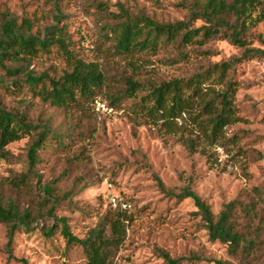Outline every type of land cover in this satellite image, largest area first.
I'll return each mask as SVG.
<instances>
[{"label":"rangeland","instance_id":"1","mask_svg":"<svg viewBox=\"0 0 264 264\" xmlns=\"http://www.w3.org/2000/svg\"><path fill=\"white\" fill-rule=\"evenodd\" d=\"M196 1L61 0L57 4L54 0H0V23L5 17L19 23L27 17L33 21L31 33L41 36L54 24L65 25L71 42V57L52 46L51 52L39 50L23 61H5L9 67L61 75L78 58L98 64L108 78L107 87L97 95L98 100L107 98V110L97 109L95 101L64 108L26 91L0 90L2 105L36 126L31 134L6 147V158L0 157L3 203L30 213L31 229L21 226L15 234L16 258L27 264H87L83 246L67 243L59 218L65 217L72 233L84 238L101 219L123 212L126 236L109 264H171L162 251L177 264H215L216 260L264 264V57L238 64L235 104L241 119L226 127L220 144L201 142L210 153L208 158L199 150L190 151L180 139L184 131L188 134L189 124L169 133L153 123L140 110L146 86L132 97L125 93V81L128 77L151 85L187 77L210 64L241 56L243 48L217 39L196 52L188 46L187 50L194 51L190 57L173 62V46L155 53L120 54L102 42V27L107 21L120 20L112 14L121 15V5L132 15L176 21L187 19ZM98 2H105L106 10ZM202 23L195 21L196 26ZM260 37L264 39V21L250 29L251 46L264 48ZM23 78L22 72L10 74L0 67V83L11 85ZM111 95L120 97L113 107ZM45 128L52 134L32 164L29 149ZM24 174L28 180L16 186L13 181ZM158 177L168 190L190 187L216 214L236 200L239 223L247 235H257L256 244L245 255H231L227 244L210 238L195 214L194 201L167 195ZM241 202L254 210L246 213ZM259 224L260 232L255 234ZM9 230V224L0 223V264H23L9 258ZM107 232L111 233L110 224Z\"/></svg>","mask_w":264,"mask_h":264},{"label":"trees","instance_id":"2","mask_svg":"<svg viewBox=\"0 0 264 264\" xmlns=\"http://www.w3.org/2000/svg\"><path fill=\"white\" fill-rule=\"evenodd\" d=\"M54 1L59 4L61 0ZM102 5L106 10L107 4L98 2V6ZM119 14L121 15L112 14L119 17V21L105 22L102 27V42L109 43V46L120 54L155 53L162 47L173 46L176 55L172 59L173 62H178L188 59L190 52L198 51L212 40H229L243 48L241 56L210 64L187 77L171 78L151 85L128 77L125 81V93L132 97L136 96L139 90H145L146 86L148 91L141 99L140 110L145 111L153 123H159V126L165 127L169 133L178 132L182 126L189 124L191 129L188 134H184V131L180 139L190 151L199 150L209 158L210 153L206 146L200 145L201 142L220 144L225 138L226 127L241 119L235 104L238 64L264 57V48L251 46L252 42L248 38L250 29L264 21V0H198L187 19L176 21H161L142 14L132 15L123 5ZM60 17L56 16L58 21L61 20ZM199 19L203 23L196 26L195 21ZM32 27L33 21L27 17L20 23L13 17H5L1 21L0 67L10 74L22 72L24 78L15 79L11 85L0 83V90L16 89L19 93L26 91L54 106L64 108L77 106L85 101L96 102L97 95L108 85V78L96 63H86L75 58L71 70L64 71L61 75L53 74L50 70L34 73L24 70L23 67L13 69L5 63L32 58L39 50L51 52L52 46H57L64 56L71 57V42L67 39L65 25L54 24L48 27L44 36L31 33ZM260 38L264 44V39ZM188 46L194 47V51L187 50ZM207 52L206 55L210 54ZM112 95L110 107L120 98L118 95ZM35 128L31 122L4 107L0 98V157L6 158V147L11 142L31 134ZM50 134L52 132L47 128L37 134L29 149L28 156L32 164L37 162L38 152L46 146ZM27 180V175L24 174L13 182L20 186ZM158 184L169 196L179 199L191 198L196 206L195 214L208 230L210 238L227 244L231 255L237 256L239 252L245 255L256 244L257 235L255 238L250 237L239 223L236 200L226 203L216 214L190 187H185L180 192L168 190L159 177ZM239 205L243 206L248 214L254 210V206L249 204L244 205L241 202ZM59 219L63 223L61 231L67 243L83 246L87 264H109L113 251L126 236L127 218L123 212L113 219H101L84 238L72 233L65 217ZM29 220L28 211H21L11 203L4 204L0 193V223L10 225L7 243L9 258L21 260L23 264H27V261L14 256L12 245L21 226L31 229ZM107 224H110L109 234ZM260 227L261 224L254 227L255 234L260 232L257 231ZM162 254L168 262L177 264L168 252L162 251ZM215 264L245 263L216 260Z\"/></svg>","mask_w":264,"mask_h":264},{"label":"built area","instance_id":"3","mask_svg":"<svg viewBox=\"0 0 264 264\" xmlns=\"http://www.w3.org/2000/svg\"><path fill=\"white\" fill-rule=\"evenodd\" d=\"M96 107L99 110H107L109 106L107 105V103L105 101L97 99L96 100Z\"/></svg>","mask_w":264,"mask_h":264}]
</instances>
